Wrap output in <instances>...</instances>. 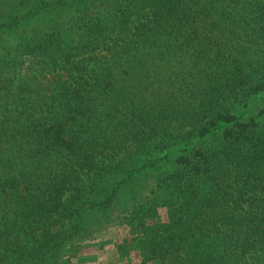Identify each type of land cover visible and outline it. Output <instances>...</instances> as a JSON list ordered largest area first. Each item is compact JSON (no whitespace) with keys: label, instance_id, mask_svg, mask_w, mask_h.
Masks as SVG:
<instances>
[{"label":"trees","instance_id":"obj_1","mask_svg":"<svg viewBox=\"0 0 264 264\" xmlns=\"http://www.w3.org/2000/svg\"><path fill=\"white\" fill-rule=\"evenodd\" d=\"M255 23L264 28V0H0V264H58L87 244L88 210L115 204L125 183L105 181L109 149L222 123L224 147L181 155L183 169L158 178L157 191L189 202L151 225L154 209L135 208L133 244L140 264H264V124L230 109L253 74L219 83L228 71L210 72L215 60L171 64L213 46L220 58L229 34L254 32L258 78ZM140 84L171 106L128 109Z\"/></svg>","mask_w":264,"mask_h":264},{"label":"rangeland","instance_id":"obj_2","mask_svg":"<svg viewBox=\"0 0 264 264\" xmlns=\"http://www.w3.org/2000/svg\"><path fill=\"white\" fill-rule=\"evenodd\" d=\"M252 29L264 28L255 23ZM209 30V25L203 27V32L206 34H209ZM241 36L238 40L234 33L229 34V44L217 47V51L222 48V52L225 53L220 58L217 56L218 53H215L216 47L213 46L207 49L200 58L193 56V50V55L188 57L183 53H174L177 57H174L176 59H171L172 63H170L175 66L177 61H180L179 65H183L184 59L190 62L194 59L198 65L202 64V67L206 68L207 60H211L212 63L215 60L214 66L211 67L212 69L208 68L211 69L210 72L213 70H217L220 73L228 71L226 77L222 80L220 79L219 83L229 80L232 83L235 79L239 82L238 78L240 76L247 73L253 74L254 80L236 86L239 89L240 96L230 101V109L237 113L241 119H255V121L264 124V89L257 93L254 90L258 84L264 85V75L262 72L259 73V81L254 76V59L256 55L259 56V51L257 48L248 45H254L258 36L254 32ZM206 46L207 48L209 47L208 44ZM29 73V71L23 70V74L28 75ZM151 86L153 84L149 86L136 85L132 89V92L136 93L135 97L133 95L128 98V109L151 107L153 103L163 107H170L171 104H166L167 100L165 97H160L156 100L152 97L153 88ZM177 92L181 94L180 98H183L182 92L178 90ZM123 93L127 97L126 92L124 91ZM123 99L126 100V98ZM226 127L227 124L222 123L205 136L197 137H188L185 131L180 133L174 129L177 135L173 138L169 135L163 140L160 134L153 135L146 144L141 145L139 143V148L135 145L130 147V142H128L126 146L115 151V155L114 151L109 149V159L105 161L106 170L109 172L105 181L112 183L116 180H123L125 182L119 193L120 199L107 209L88 210L87 215L93 221V226H95L91 229L88 228L90 235L88 234L87 244L76 252H69L68 249L64 250L62 252L63 256L57 258L58 264H140L142 261L140 250L134 246L132 240V238L143 234V228L135 224L138 221L135 218L137 207L145 205V207L151 206L154 209L153 214L146 215L142 219L143 223L151 225L155 222L166 220L169 208L177 203H188L189 199H187V196L177 197L168 191H157L158 178L165 173L183 169V165L175 162V159H178L181 155L190 153L194 155L196 151L214 152L219 147H224L226 140L224 139V131ZM165 164L167 165L164 166ZM116 172L117 175L112 176V173ZM129 172H134V174L130 176ZM132 219H134L133 222ZM129 223L131 225L134 224V226H128ZM146 264H163V262L155 259L148 261Z\"/></svg>","mask_w":264,"mask_h":264}]
</instances>
